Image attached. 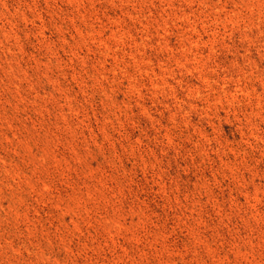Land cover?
<instances>
[{"label":"rangeland","instance_id":"1","mask_svg":"<svg viewBox=\"0 0 264 264\" xmlns=\"http://www.w3.org/2000/svg\"><path fill=\"white\" fill-rule=\"evenodd\" d=\"M0 264H264V0H0Z\"/></svg>","mask_w":264,"mask_h":264}]
</instances>
